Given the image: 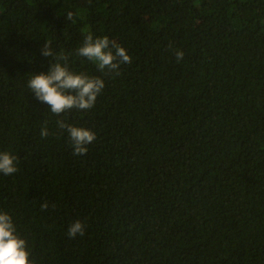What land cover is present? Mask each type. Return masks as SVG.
Here are the masks:
<instances>
[{
	"label": "trees",
	"instance_id": "16d2710c",
	"mask_svg": "<svg viewBox=\"0 0 264 264\" xmlns=\"http://www.w3.org/2000/svg\"><path fill=\"white\" fill-rule=\"evenodd\" d=\"M88 32L131 63L78 56ZM46 41L104 80L91 109L27 89ZM59 119L95 132L86 154ZM0 151L18 158L0 211L35 264H264V0H0Z\"/></svg>",
	"mask_w": 264,
	"mask_h": 264
},
{
	"label": "clouds",
	"instance_id": "9594fccd",
	"mask_svg": "<svg viewBox=\"0 0 264 264\" xmlns=\"http://www.w3.org/2000/svg\"><path fill=\"white\" fill-rule=\"evenodd\" d=\"M67 20L75 19L72 12L66 13ZM41 54L55 62H50L46 72L32 74L27 80L29 89L35 98L49 106L50 111L57 116L73 109L87 111L91 109L97 96L105 87V82L100 77L89 76L84 72L72 71L67 63L68 56L57 55L53 51L51 42H44ZM78 56L93 62L97 69L103 73H115L119 75L121 64L131 63V56L125 48L110 40L107 36L94 37L88 32L83 44L78 48ZM180 50L175 52L177 61L183 58ZM63 61V63H62ZM57 125L66 130L72 142L73 152L76 155L86 154L87 146L91 144L96 134L92 130L74 126L64 119H59ZM41 137L49 135L47 127L40 130ZM17 156L0 151V173L9 176L18 171ZM41 209L48 207L47 201L40 205ZM85 234V226L80 220L71 223L67 229L69 238ZM28 241L18 233L13 217L4 211H0V264H35L30 258Z\"/></svg>",
	"mask_w": 264,
	"mask_h": 264
}]
</instances>
